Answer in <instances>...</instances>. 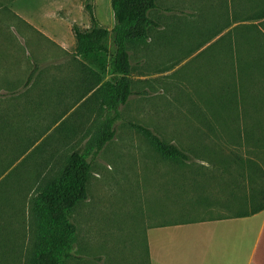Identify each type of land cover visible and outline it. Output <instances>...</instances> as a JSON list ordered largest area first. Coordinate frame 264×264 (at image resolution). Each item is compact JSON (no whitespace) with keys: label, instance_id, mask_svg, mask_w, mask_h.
Masks as SVG:
<instances>
[{"label":"rangeland","instance_id":"374dc122","mask_svg":"<svg viewBox=\"0 0 264 264\" xmlns=\"http://www.w3.org/2000/svg\"><path fill=\"white\" fill-rule=\"evenodd\" d=\"M86 1L92 3L99 24L111 30L115 24L111 0H0V73L5 68L7 72L23 68L26 61L34 62L38 52L53 57L59 49L56 41L61 43L64 38L68 51L75 53L72 27L87 30L91 26ZM156 1L160 8L150 15L161 26L156 36L153 33L146 56L139 58L138 50L131 52L135 94L118 107L115 138L101 151L96 150L100 128L107 118L114 117L107 109L101 86L91 98L96 100V117L77 124L73 147L60 148L50 162L46 155L35 150L24 155L28 149L24 150L0 175V192L6 191V198L0 196V229L10 233L11 249L6 252L0 247V264H29L39 233L32 198L43 178L59 176L75 149L87 155L91 171L87 199L70 215L77 229L73 258L63 264H148L149 227L242 215L264 203V174L259 175L254 167L250 197L238 203L222 202L219 194L235 181L238 170L228 163L217 164L213 154L219 151L222 162L232 154L244 176L248 173L245 168L252 165L249 148L264 145V19H259L264 0ZM190 31L198 37L197 44L201 38L203 43L212 42L200 59L192 60L193 65L183 62L197 45L187 48ZM164 35L178 41L177 50L172 51L173 45L168 43L165 49L161 44L153 51V43ZM110 41L114 52L112 37ZM214 49L219 57L224 56L222 78L210 69L215 60H205L207 65L200 68L205 62L202 58ZM241 61L247 63L243 89ZM107 70L111 76L106 83L114 82L116 76ZM207 81L220 93L224 86L218 101L208 93ZM218 81L223 82L213 84ZM2 111L6 109L0 107ZM211 116H218L219 122H203ZM131 124L150 128L163 140L178 145L190 160L165 159ZM33 126L36 131L31 130ZM33 126L28 127L30 134L43 133L42 126ZM8 128L7 123L0 122L2 137ZM25 132L27 128L19 126L11 134L21 136ZM2 137L0 158L12 150ZM245 151L248 159L244 158ZM235 157L243 160L237 162ZM20 190L25 193L21 202L17 198Z\"/></svg>","mask_w":264,"mask_h":264},{"label":"crops","instance_id":"0c3cea01","mask_svg":"<svg viewBox=\"0 0 264 264\" xmlns=\"http://www.w3.org/2000/svg\"><path fill=\"white\" fill-rule=\"evenodd\" d=\"M160 26L159 23V27L153 29L149 44L152 42L153 33L156 36V30ZM191 34L192 31L186 42L187 48L197 44L198 37L196 34ZM156 41L153 43L154 52L159 46L161 47V44L165 49L168 43L173 45L172 51L178 49V41L170 39L169 36L164 35V38ZM56 42L59 49L53 57H49L46 52H38L34 62L26 61L23 68L15 67L16 69L9 72L5 68L0 73V107L6 109L5 112L0 113V122L7 123L9 127L3 139L11 149H19V145L24 144L22 146L28 148L24 155L34 150L38 155H46L48 162L54 159L60 148L67 149L74 146L76 136L73 131L78 123L86 120L84 118L90 120V117H96V100L91 101V98L111 76L108 75L107 69L100 71L94 63L70 53L65 45V38L61 43ZM211 43V41L203 43L201 38V43L195 46V50H191L193 52L190 58L183 62L192 63V60L200 57ZM111 44L109 40V48L112 52ZM181 47L185 49L186 45ZM150 48L148 45L147 49H138L139 58L146 56ZM216 50L202 59L215 60L213 64L216 65H211L210 69L215 71L216 77L222 78L224 56L219 57ZM205 64L206 61L201 63L200 68ZM222 82L213 84L218 85ZM207 84L206 89L208 87L210 91L208 93H213L216 101L219 100V94L223 97V85L220 93L209 81ZM216 105L218 104L214 105V109L217 110L219 107L216 108ZM218 118L211 116L206 120L203 119V122L217 123ZM30 125L42 126L43 133L30 134L32 133L28 131ZM19 126L27 128V132L21 136L12 135L11 133ZM31 130L36 131L34 126ZM254 134L256 136V131ZM43 151L46 152L43 154ZM246 153L245 151L244 158L247 157ZM248 153L249 159H246L252 165L249 169L245 168L248 173L242 176L239 164L232 160L234 157L232 154L226 157L227 162H222L218 157L221 153L216 151L217 164L228 163L230 166L234 165V170H238L235 181L225 185L224 190L219 194L222 202L238 203L242 198L250 197L253 187L250 180L256 177L252 171L253 167L254 171L260 173L259 175L264 174V145L259 148L251 147ZM235 158L237 162L243 160L241 157ZM206 166H209L208 162ZM251 172H253L252 176L247 175ZM209 198L212 196L210 195ZM257 209L242 215L164 223L149 227L147 230L149 264H264V203Z\"/></svg>","mask_w":264,"mask_h":264},{"label":"trees","instance_id":"16d2710c","mask_svg":"<svg viewBox=\"0 0 264 264\" xmlns=\"http://www.w3.org/2000/svg\"><path fill=\"white\" fill-rule=\"evenodd\" d=\"M111 8L115 22L111 30L99 24L93 12V5L89 1L85 3V10L90 17V28L81 30L76 25L72 27L77 44L75 54L94 63L100 71L109 68L116 76L114 82L110 81L101 87L107 109L114 113V117L107 118L100 128L95 139L97 151H101L115 138L114 124L120 117L118 107L126 105L135 94L131 52L137 51L138 48L147 49L153 29L159 27V23L150 15L152 11L160 8L156 0H111ZM259 19H264V11ZM110 37L113 39L114 52L109 48ZM246 65L247 63L241 61L239 68L242 89L246 85L243 79ZM130 126L140 131L165 159L184 162L190 160L189 155L178 145L163 140L150 128L137 124ZM0 136L2 137V134ZM22 145H19L15 153L11 154L13 148L7 152L8 156L0 158V175L18 161L16 157L20 153L28 149ZM90 171L91 164L87 155L76 149L69 154L59 176L50 180L43 178L42 185L39 183L32 198L33 211L39 221V233L29 264H63L73 258L77 229L70 215L79 203L87 199ZM4 192L6 191H1L0 196ZM18 194L21 196L15 197L21 202L25 193L20 190ZM2 198L6 197L3 195ZM9 244L10 233L0 229V247L3 251L9 252L11 251ZM14 251L15 248L12 247V252ZM146 256L149 264L148 249Z\"/></svg>","mask_w":264,"mask_h":264}]
</instances>
